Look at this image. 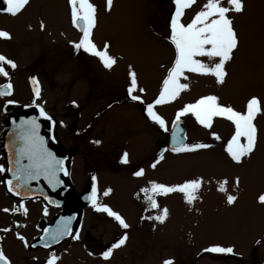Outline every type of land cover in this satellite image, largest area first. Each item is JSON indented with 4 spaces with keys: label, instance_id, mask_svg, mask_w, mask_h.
<instances>
[{
    "label": "rangeland",
    "instance_id": "1",
    "mask_svg": "<svg viewBox=\"0 0 264 264\" xmlns=\"http://www.w3.org/2000/svg\"><path fill=\"white\" fill-rule=\"evenodd\" d=\"M32 1L36 4L47 0ZM90 2L97 8L93 40L100 49L107 42L110 45L109 53L116 57L117 64L111 70L102 66L101 71L95 63L88 64L87 73L75 79L72 91L78 93L73 94L71 100L79 103V109H71V122L92 120L115 97L129 99L109 107L104 118L107 116L109 120L111 117L110 123L118 130L120 163L127 152L128 161L138 160L141 156L147 160L150 168L145 169V177H136L134 173L131 175L129 171L132 170L127 168L124 175L114 177L107 183L109 187L105 191L110 192L103 196V204L118 212L129 227L123 229L120 225L117 228L104 223L103 244H108L110 234L119 235L120 238L127 235L125 245L118 250L119 264H164L166 260H172L174 264H230L213 260L210 256L220 255L204 251L212 246L232 247V254L222 256H237L249 262L256 242L264 240V203L259 202V197L264 195V113L258 115L255 121L258 128L256 149L250 158L241 163L233 162L225 151L226 143L234 132L230 122L222 119L214 122L211 131L221 137L216 141L210 130L204 129L188 115L182 120L187 125L190 145L206 143L212 147L179 156L168 151L153 169L151 164L157 161L154 159L155 153L166 133H162L157 125L152 126L150 121L152 125L147 124L145 119H142L143 125L142 122L137 124L133 121L140 114V109L127 96L128 72L131 65L137 72L139 86L146 89L142 95L147 96L148 100L158 95L166 68L174 59V48L167 40L174 5L172 0H113L111 11H107L106 0ZM205 2L197 0L193 9L186 10L185 22L190 21ZM224 3L226 5L227 0ZM244 5L242 14L230 13L239 37V48L234 60L226 66V83L221 86L212 77L189 74V80L183 82L189 83L190 89L175 102L156 108L168 121L169 130L176 111L203 95H217L222 104L241 112L246 110L247 100L257 96L264 107V0H244ZM32 10L35 12V6ZM68 33L73 38L79 37L74 28L71 31L68 29ZM55 40L56 56L61 50V42L58 37ZM28 48L24 47L16 53L29 61L37 59L41 47L29 48L38 49L35 52H27L31 51ZM48 53L44 54L45 58ZM63 82L65 76L57 74L56 92L65 89ZM93 82L98 83V89L104 92L103 99L88 93L92 91ZM55 105V109H64L66 101L58 100ZM62 113L63 110L61 117ZM166 137L168 140V133ZM237 177L238 185L235 182ZM197 178H201L203 184L193 204H187L182 194L174 193L157 197L159 208L156 210L149 208L147 211L139 207L145 198L142 196L143 199L136 200L137 192L139 188L149 187L150 182L175 185ZM225 180L226 191L221 192L219 187ZM228 195L237 197L232 205L227 203ZM164 208L168 209V216L161 223L154 217L161 215ZM101 232L100 228L98 235H102ZM256 250V257L264 260L263 242Z\"/></svg>",
    "mask_w": 264,
    "mask_h": 264
},
{
    "label": "snow or ice",
    "instance_id": "2",
    "mask_svg": "<svg viewBox=\"0 0 264 264\" xmlns=\"http://www.w3.org/2000/svg\"><path fill=\"white\" fill-rule=\"evenodd\" d=\"M30 0H4L6 8L4 11L15 17L20 14ZM71 14V21L77 28L81 36L78 42H73L76 50H82L99 59L105 69L111 70L117 64V59L109 53L110 45L106 42L102 49L98 48L93 40V30L97 24V8L90 0H68ZM174 10L169 18V34L167 40L174 48V59L169 67L166 68V75L162 79L158 95L154 100L145 104L142 94L146 89L139 86L137 72L129 65V83L127 86V96L132 101L145 105L144 111L148 119L159 127L163 132H169L168 121L156 111L157 106H164L175 102L182 93L190 89L189 83L183 81L189 80V74L201 77H212L217 85H224L228 77L226 66L234 60L235 52L239 48V37L234 27V21L231 14H242L245 9L244 0H206L199 10L195 11L190 21L185 22L184 17L186 10L193 9L197 5V0H172ZM113 0H106V10L111 11ZM44 25L41 22V29ZM0 38L11 39L10 33L0 30ZM5 65L12 70L17 68L15 61L7 59L0 55V77L7 82L0 85V97L11 96L13 94V84L11 76ZM30 82L33 85V93L36 99L40 97V87L37 78L31 77ZM140 93V94H136ZM13 103V101H8ZM39 107V114L45 120H51L43 107ZM264 113L262 101L257 96H252L246 102V110L241 112L230 105L220 102V98L214 94L200 96L192 103L184 104L176 111L175 117L171 123V151L173 153H191L197 150L208 149L210 144L197 143L189 145L184 142L183 129L180 127L182 117L190 115L195 122L206 130H210L214 140L219 141L221 137L215 131H211L214 122L222 119L234 126V132L227 141L225 151L231 160L237 164L244 159L250 158L257 146L258 128L255 123L258 115ZM40 124L35 118L21 122L18 132V140L12 147L15 149L14 168L12 169L13 179L7 181V190L23 200L27 198L29 184L31 181H38L43 177L48 185L55 189L62 182L59 174L63 172L68 175L64 167V161L57 157L46 146L45 138L39 134ZM99 143V141H95ZM27 160V164L22 163ZM160 159H163L161 154ZM122 163H128V153L123 154ZM160 161L151 164L153 169L156 168ZM6 169L0 166V173ZM136 177H142L144 170L139 169L134 173ZM93 181L96 178L93 176ZM15 181V183H14ZM236 184H239V178H236ZM203 180L201 178L186 180L183 183L175 185H165L155 181L150 182L149 187L141 191L145 194L146 200L152 209H158L159 204L157 197L168 196L174 193L183 195L185 202L189 205L198 198V192L201 189ZM227 181L220 184L219 191L225 192ZM110 190L105 191L107 196ZM44 199H48L47 196ZM96 212L106 213L113 218L123 228L127 229L129 225L120 214L113 211L110 207L98 203L97 189L95 184L92 188L91 195L87 198ZM237 197L234 195L227 196V203L232 205ZM51 203V201H49ZM259 202L264 203V195L259 197ZM23 212L26 214L28 209L21 202L14 209L4 208L3 212L9 211ZM162 214L154 219L163 223L168 216V209L161 210ZM47 215V208L44 209ZM72 218H64L55 231L45 230L43 237L45 247L53 243H58L64 236L71 235ZM0 231L8 232L10 229L5 228ZM17 238L24 242L27 247V241L24 236L17 235ZM74 239H79L75 235ZM127 235H123L118 241L113 243L107 250L102 252V258L107 261L113 255L115 249L125 245ZM205 252L216 254H232V247L212 246L204 249ZM91 254V253H90ZM58 258L52 255L46 264H57ZM0 264H11L6 257L3 248L0 247ZM164 264H174L172 260L164 261Z\"/></svg>",
    "mask_w": 264,
    "mask_h": 264
},
{
    "label": "flooded vegetation",
    "instance_id": "3",
    "mask_svg": "<svg viewBox=\"0 0 264 264\" xmlns=\"http://www.w3.org/2000/svg\"><path fill=\"white\" fill-rule=\"evenodd\" d=\"M34 4L30 0L29 5L20 14L13 17L4 11L6 5L4 0H0V30L7 31L11 36V39L0 38V55L15 61L17 64L15 70L5 65L11 76L13 94L0 97V166L6 169L4 173H0V230L10 229L8 232L0 231V247L3 248L11 264H46L52 255L58 258L57 264H119V249L113 251L109 260L105 261L102 258V252L120 239L119 235L117 237V235L112 236L110 234L108 235V244L105 246L102 242L103 225L106 223L118 228V222L106 213L96 212L91 203L83 201V197L91 194L95 184L98 203L104 205L102 198L104 191L109 187L107 183L111 179L124 175L127 168L132 170L129 171L131 175L139 169L145 171L149 168L147 160L141 156L138 160H129L127 164L120 163L118 130L115 125L110 123L111 117L109 120L106 119L107 116L104 118L105 111L110 109L109 107L124 101L127 102L129 99L115 97L106 108L95 114L92 120L85 123H72L70 111L71 109L73 111L79 109V103L71 100L73 94L78 93V91H72L75 79L87 73L88 64L95 63L98 65L99 71L102 69V64L98 58L84 53L82 50L74 49L73 42H78L81 33L72 24L68 0H54L53 2L47 0ZM34 6L35 12L32 10ZM41 22L44 25L43 29H41ZM73 28L79 35L78 38L69 35L68 29L71 31ZM57 37L58 41L61 42V50L55 56L54 48L57 44V40H55ZM24 47L31 49L41 47L44 53L41 50L37 59L29 61L16 53ZM29 48L28 50H31ZM36 50L38 51V49H34L27 52H35ZM47 52L49 53L45 58L44 54ZM57 74H60V77L65 76V82H63L65 89L58 92L55 91ZM31 77L37 78L39 82L41 90L39 99L34 96L33 85L30 82ZM6 82L3 77H0V85ZM98 88L99 84L93 82L92 91L88 93L91 96L94 95L93 97L103 99L104 92ZM142 96L145 104L152 101L151 99L148 100L147 96ZM108 99L110 98L108 97ZM58 100L66 101L64 109H61L63 110V117L60 116L61 110L55 109V103ZM8 101H13V103H8ZM133 102L140 109V114L135 117L136 121H133L137 124L142 122L143 125L142 119H145L147 124L156 126L147 118L144 111L145 105L136 101ZM29 104L42 105L58 121L56 133L58 140L69 156L71 179L75 188L74 203L82 209V219L75 234L73 236L66 235L58 243H53L49 247L44 246L45 230L55 231L61 223V217L63 219L71 218L68 211L72 206L60 211L45 205L41 200L15 199L7 194L4 185L7 166L1 147V135L7 124L8 115L16 110L17 106ZM98 119L101 120L100 123L97 122ZM162 133L165 134L166 132L162 131ZM166 134L159 146L167 144ZM95 141H99V143H95ZM165 156L163 155V158ZM160 157L155 156L154 159L162 160ZM93 176L96 178L95 182L92 179ZM139 192H142L140 188L136 200L143 199L142 196L145 198L139 203V207L147 211L150 210L151 207L146 202L145 194ZM21 202L28 209L26 214L23 210L20 212L9 211L8 213L2 211L4 208L14 209ZM45 208H47V215L44 214ZM72 227L71 220V232ZM100 228L102 235H98ZM18 234L25 237L27 247L24 242L17 238ZM77 234L79 235L78 240L73 238ZM261 242L264 244L263 240L254 245L249 262L245 261L246 258L232 255L222 256V254H218L220 256L210 257L213 260H221L230 264H264V260L256 257V249Z\"/></svg>",
    "mask_w": 264,
    "mask_h": 264
},
{
    "label": "water",
    "instance_id": "4",
    "mask_svg": "<svg viewBox=\"0 0 264 264\" xmlns=\"http://www.w3.org/2000/svg\"><path fill=\"white\" fill-rule=\"evenodd\" d=\"M47 114L51 116L48 112ZM32 118H35L40 124L39 134L45 138L46 146L57 157V159L64 161V167L69 174L64 175L63 172L59 174V178L62 183L55 189L51 188L43 177H40L38 181H31L29 184V188L31 191L29 192L27 198H24L23 200L42 199L47 206L58 210H64L69 206H72L70 211H68V215L72 218L73 227L71 236H73L79 227L82 218V209L80 208V206L74 203L75 189L70 178L69 157L57 138V121L52 116L51 120H45L43 117H41L39 114V107H37V105L18 106L16 110L10 113L7 118V126L1 135V147L4 153L5 163L7 165V172L4 178L5 189L10 196L21 199V197L16 196L7 190V181L13 179L12 169L15 166L13 163V161L15 160V149L12 147V145L16 144L18 140V132L21 126V122L30 120ZM180 127L184 130L183 138L184 142L186 143L187 125L182 120ZM169 148L171 149V131L169 135ZM165 150V147L161 146L160 150L158 151V155L163 154ZM22 163L27 164V160H23ZM45 196L48 197L47 200L44 199ZM85 197L86 196H84L83 199L85 202H87ZM49 201H51V203Z\"/></svg>",
    "mask_w": 264,
    "mask_h": 264
}]
</instances>
